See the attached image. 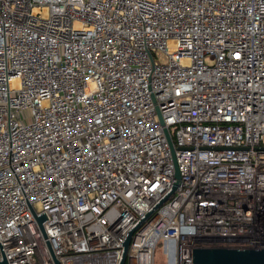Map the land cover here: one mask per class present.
I'll return each instance as SVG.
<instances>
[{
	"label": "built area",
	"instance_id": "built-area-1",
	"mask_svg": "<svg viewBox=\"0 0 264 264\" xmlns=\"http://www.w3.org/2000/svg\"><path fill=\"white\" fill-rule=\"evenodd\" d=\"M131 230L124 264L264 249V0H0V262Z\"/></svg>",
	"mask_w": 264,
	"mask_h": 264
},
{
	"label": "water",
	"instance_id": "water-1",
	"mask_svg": "<svg viewBox=\"0 0 264 264\" xmlns=\"http://www.w3.org/2000/svg\"><path fill=\"white\" fill-rule=\"evenodd\" d=\"M167 197L168 196H166L160 203H162ZM41 220L42 217L36 218V221L38 223H40ZM132 232L133 230L127 233L122 243V253L118 264H124L125 254ZM191 263L192 264H264V249H234V248H223V247L194 249L191 250ZM0 264H5V262H0Z\"/></svg>",
	"mask_w": 264,
	"mask_h": 264
},
{
	"label": "rangeland",
	"instance_id": "rangeland-1",
	"mask_svg": "<svg viewBox=\"0 0 264 264\" xmlns=\"http://www.w3.org/2000/svg\"><path fill=\"white\" fill-rule=\"evenodd\" d=\"M27 116V114H25ZM154 264H166V260L162 254L160 245L156 247L153 257Z\"/></svg>",
	"mask_w": 264,
	"mask_h": 264
}]
</instances>
